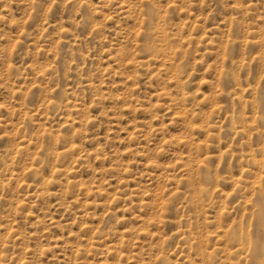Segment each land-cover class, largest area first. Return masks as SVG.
Listing matches in <instances>:
<instances>
[{"label": "rangeland", "instance_id": "1", "mask_svg": "<svg viewBox=\"0 0 264 264\" xmlns=\"http://www.w3.org/2000/svg\"><path fill=\"white\" fill-rule=\"evenodd\" d=\"M0 264H264V0H0Z\"/></svg>", "mask_w": 264, "mask_h": 264}, {"label": "bare ground", "instance_id": "2", "mask_svg": "<svg viewBox=\"0 0 264 264\" xmlns=\"http://www.w3.org/2000/svg\"><path fill=\"white\" fill-rule=\"evenodd\" d=\"M248 240V239H247ZM253 241V240H252ZM253 245V244H252ZM254 247H256L255 245H254ZM251 248H252V246H251ZM258 248V247H257ZM253 249V248H252Z\"/></svg>", "mask_w": 264, "mask_h": 264}]
</instances>
